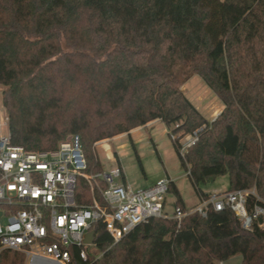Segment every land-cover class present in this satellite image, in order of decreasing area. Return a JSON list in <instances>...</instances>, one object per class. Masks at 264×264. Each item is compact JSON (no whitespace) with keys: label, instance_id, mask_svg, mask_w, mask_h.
I'll return each mask as SVG.
<instances>
[{"label":"trees","instance_id":"trees-1","mask_svg":"<svg viewBox=\"0 0 264 264\" xmlns=\"http://www.w3.org/2000/svg\"><path fill=\"white\" fill-rule=\"evenodd\" d=\"M193 73L221 102L212 120L181 89ZM0 87L11 144L48 150L77 134L95 173V142L157 120L192 185L226 174L227 190L254 188L264 204V0H0ZM75 199L91 201L82 178ZM91 230L67 264H264V227L228 208L150 218L116 242L101 221ZM24 261L0 250V264Z\"/></svg>","mask_w":264,"mask_h":264},{"label":"built area","instance_id":"built-area-1","mask_svg":"<svg viewBox=\"0 0 264 264\" xmlns=\"http://www.w3.org/2000/svg\"><path fill=\"white\" fill-rule=\"evenodd\" d=\"M195 134L180 146L181 156L196 139ZM85 169L77 134L66 136L48 150H28L11 144L7 132L0 134V250L23 253L25 264H67V247L87 245L84 236L97 221L103 222L116 242L150 218H172L179 223L189 214L205 216L210 207L216 211L228 208L244 229L251 230L254 224L264 227V204L254 188L205 193L194 206L183 210L174 206L168 215L164 210L165 195L172 183L168 176L148 187L133 189L123 181L119 162L108 171L86 173ZM79 178L91 191V201L80 205L75 199ZM94 190L103 205L96 201ZM79 257L86 258L83 248Z\"/></svg>","mask_w":264,"mask_h":264},{"label":"rangeland","instance_id":"rangeland-1","mask_svg":"<svg viewBox=\"0 0 264 264\" xmlns=\"http://www.w3.org/2000/svg\"><path fill=\"white\" fill-rule=\"evenodd\" d=\"M181 89L187 99L207 120L214 119L222 109L219 99L195 73L181 85ZM3 122L5 123L4 127L1 124ZM6 132L7 116L2 105L0 87V134H6ZM190 138L189 135L180 138V146L188 142ZM106 140L108 139L95 142L102 171H108L115 165V162L106 156L110 155V148ZM109 144L123 169L125 183L133 189L148 187L159 178L168 176L186 207H192L198 203L199 191L210 193L228 189L226 174L218 175L206 183L192 185L187 171L180 164L171 138L167 134V129L160 121H152L129 135L124 134L111 138ZM174 201V192L168 191L165 195L164 206L168 215L173 212ZM223 264H239V259L232 258Z\"/></svg>","mask_w":264,"mask_h":264},{"label":"crops","instance_id":"crops-1","mask_svg":"<svg viewBox=\"0 0 264 264\" xmlns=\"http://www.w3.org/2000/svg\"><path fill=\"white\" fill-rule=\"evenodd\" d=\"M149 123H150V122H149ZM149 123H148V124H149ZM138 128H139V127H136V128H134V129L130 130L129 134H130L131 132L137 130ZM124 134H125V133H121V134H118V135L113 136L112 138L119 137V136L124 135ZM129 134H128V135H129ZM109 139H111V138H109ZM109 139L106 140V141H107L106 143L109 145V148H110V155H106V156H107V158H109L110 160H113L114 162H118L117 157H116V154H115V152L112 150V148H111V146H110V144H109ZM104 149H105V148H104ZM123 181L125 182V180H124V176H123ZM224 190H225V189H224Z\"/></svg>","mask_w":264,"mask_h":264},{"label":"water","instance_id":"water-1","mask_svg":"<svg viewBox=\"0 0 264 264\" xmlns=\"http://www.w3.org/2000/svg\"><path fill=\"white\" fill-rule=\"evenodd\" d=\"M84 244H92L93 242V231L90 230L89 232H87L84 236V240H83Z\"/></svg>","mask_w":264,"mask_h":264}]
</instances>
